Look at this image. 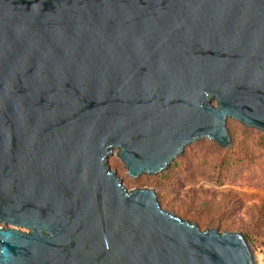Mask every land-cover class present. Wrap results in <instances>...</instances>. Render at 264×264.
<instances>
[{"label": "water", "instance_id": "water-1", "mask_svg": "<svg viewBox=\"0 0 264 264\" xmlns=\"http://www.w3.org/2000/svg\"><path fill=\"white\" fill-rule=\"evenodd\" d=\"M264 134V0H0V264H255L126 176L227 122Z\"/></svg>", "mask_w": 264, "mask_h": 264}, {"label": "rangeland", "instance_id": "rangeland-1", "mask_svg": "<svg viewBox=\"0 0 264 264\" xmlns=\"http://www.w3.org/2000/svg\"><path fill=\"white\" fill-rule=\"evenodd\" d=\"M226 126L231 139L227 149L235 159L226 180L219 179L215 168L223 153L211 150L208 140L185 149L176 161L180 168L171 171L168 181L159 178L161 173L130 179L115 156L108 165L128 191L154 190L163 210L195 224L201 231L215 229L247 236L255 264H264V142L254 133L243 135L235 121H228Z\"/></svg>", "mask_w": 264, "mask_h": 264}, {"label": "trees", "instance_id": "trees-1", "mask_svg": "<svg viewBox=\"0 0 264 264\" xmlns=\"http://www.w3.org/2000/svg\"><path fill=\"white\" fill-rule=\"evenodd\" d=\"M228 124H231L228 123ZM240 125V124H239ZM241 128H242V132H243V135L247 136L248 134H251V133H254L257 135V137L259 138L260 141L264 142V134L263 133H260L256 130H252V129H248V128H245L243 127L242 125H240ZM229 129V127H228ZM207 145L208 147L211 149V150H214V151H217V153L219 152H222L223 154L221 155L220 159H218V161L215 163V168L218 169V172H217V175L219 177V179L221 180H226L229 176H230V168L235 164L234 161V157H232V155L230 154L231 153V150L229 151V149H223L219 146H217L215 143L213 142H209L207 141ZM182 156V155H181ZM180 156V158H181ZM179 158V157H178ZM179 158V159H180ZM177 159L172 163L171 167H169L167 169V171H164L162 172L160 175H159V178L161 179H164L166 181H168L171 177V171L172 170H175V169H179L181 164L179 162H176ZM252 161V160H250ZM203 163V166H205L206 164V159H203L202 161ZM154 180V179H153ZM222 183V182H221ZM156 186V185H155ZM161 191V190H160ZM155 192V191H154ZM156 193V192H155ZM159 193V192H157ZM157 197V195H156ZM159 199V198H158ZM157 199V200H158ZM159 201V200H158ZM160 207H161V202H158ZM246 240L248 239L247 236H245Z\"/></svg>", "mask_w": 264, "mask_h": 264}]
</instances>
